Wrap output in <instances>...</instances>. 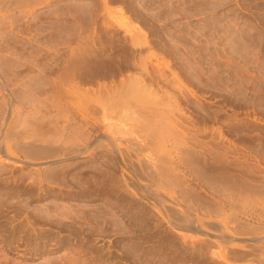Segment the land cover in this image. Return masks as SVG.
<instances>
[{"label":"rangeland","instance_id":"374dc122","mask_svg":"<svg viewBox=\"0 0 264 264\" xmlns=\"http://www.w3.org/2000/svg\"><path fill=\"white\" fill-rule=\"evenodd\" d=\"M263 237L264 0H0V264H264Z\"/></svg>","mask_w":264,"mask_h":264},{"label":"bare ground","instance_id":"6f19581e","mask_svg":"<svg viewBox=\"0 0 264 264\" xmlns=\"http://www.w3.org/2000/svg\"><path fill=\"white\" fill-rule=\"evenodd\" d=\"M36 1V0H35ZM26 2V1H25ZM76 90V89H75ZM73 96V95H72ZM142 118V117H141ZM135 120H137V119H135ZM109 126H110V124H109ZM112 124H111V128H112ZM115 127H116V129H118L117 128V126H114L113 127V129H115ZM120 127H121V125H120ZM108 128V127H107ZM110 129V128H109ZM112 129V130H113ZM115 129V130H116ZM120 129V128H119ZM125 129V128H124ZM122 130V129H121ZM120 130V131H121ZM124 131V130H123ZM133 132H134V130H133ZM118 133V132H117ZM117 133H115V135L117 134ZM123 133V132H122ZM120 134V133H119ZM103 135V134H102ZM73 139V138H72ZM97 139V138H96ZM69 140V139H68ZM66 141H67V139H66ZM71 141V140H70ZM70 141H67L68 143H70ZM91 142V141H90ZM97 141H92L88 146L86 145V146H84L83 147V149H89V148H91L93 145L95 146V143H96ZM112 142V141H111ZM98 143V142H97ZM72 144V143H71ZM70 144V145H71ZM98 145V144H97ZM115 145V144H114ZM93 146V147H94ZM23 148V150H24V152L27 154V155H30L31 157L32 156H36L37 158H38V156H39V158L38 159H40V156L42 157H44L45 155H50V156H52L51 154H57L58 153V151L59 150H63L62 149V147L61 146H59V147H61V149L59 148H51V147H40V148H37V147H31V146H22ZM57 147V146H56ZM92 147V148H93ZM78 147H74V148H72V149H70V150H68L67 152H66V154L67 155H81L82 153H84V150H80L79 151V149L80 148H78ZM82 148V147H81ZM116 155L118 154V156L120 157V160H121V162L123 163V164H125L124 163V160L121 158V154H120V152H119V150L116 148ZM123 151V150H122ZM57 152V153H56ZM7 156V155H6ZM8 157V156H7ZM33 158V157H32ZM56 159V158H55ZM54 160V159H53ZM49 162V161H48ZM45 163V162H44ZM147 163V162H146ZM151 164V163H150ZM91 169V168H90ZM137 172V171H136ZM138 173V172H137ZM152 173V172H151ZM154 174V173H153ZM140 175V174H139ZM150 175V174H149ZM159 175V174H158ZM157 175V176H158ZM159 178H160V176L158 177V180H159ZM155 179V178H154ZM156 180V179H155ZM157 180V181H158ZM150 189V188H149ZM143 191H140L141 193H140V195L141 196H143V197H145V198H147V199H152V200H156V201H159L158 199V194L156 193V192H152L151 190H148V187L147 186H143V189H142ZM159 194H161V193H159ZM163 197H165V196H163L162 194H161V198H163ZM166 199V198H165ZM150 201V200H149ZM167 201H169L168 199H167ZM171 201V200H170ZM173 202V201H172ZM159 203V202H158ZM175 203V202H174ZM160 205V204H159ZM161 206H162V211L164 212V214L166 215V217L168 218V219H170V217H172L171 219H170V221H171V223L172 224H174V223H178V222H181V215H178L177 213H176V211H175V209H174V207L173 206H171V205H167L166 207H165V205H163V204H161ZM235 219V218H234ZM233 219V220H234ZM237 222V220H234L233 222ZM232 222V223H233ZM234 224V223H233ZM238 224V223H237ZM239 224H241V226L243 227V222H241V221H239ZM243 224V225H242ZM246 224V223H245ZM244 226H247V225H244ZM248 228H250L249 226H248ZM234 229V228H233ZM235 229H236V227H235ZM253 231V230H252ZM251 231V232H252ZM199 233L200 232H202V230H199L198 231ZM249 232V231H248ZM250 232V233H251ZM236 233V232H235ZM238 233V232H237ZM240 233H243L242 231H240ZM246 233V232H245ZM203 234H206V233H203ZM208 235V234H207ZM210 235V234H209ZM218 234H216V236H217ZM223 235H225V234H223ZM211 236V235H210ZM226 236V235H225ZM224 236V237H225ZM211 237H213V236H211ZM221 237V239H222V241L223 240H225V241H227V242H234L237 246H243L244 244H242L243 242H246L248 239H245V240H242L241 238V240L239 239V238H235V237H228V238H224L222 235L220 236ZM264 238V237H263ZM249 240H251V239H249ZM256 240V239H255ZM255 240H253L254 242H255ZM258 241H259V238H258ZM226 242V244H228ZM242 242V243H241ZM223 243H225V242H223ZM241 243V244H240ZM247 243V242H246ZM245 243V244H246ZM230 244V243H229ZM220 245H222L221 243H220ZM229 249V248H228ZM231 249V248H230ZM215 253H217L216 251H214ZM215 253H212L213 255L215 254ZM231 253H232V251H231ZM230 253V254H231ZM240 254L242 253V255L244 254L243 252H239ZM233 255H234V252L232 253ZM235 254H236V252H235ZM238 254V253H237ZM217 255V254H216ZM244 255H246V254H244ZM243 255V256H244ZM240 257L239 258H242V256L241 255H239ZM221 257V256H220ZM236 257V256H235ZM236 258H238V257H236Z\"/></svg>","mask_w":264,"mask_h":264}]
</instances>
